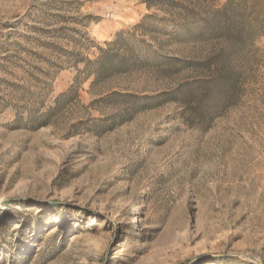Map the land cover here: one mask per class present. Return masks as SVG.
Listing matches in <instances>:
<instances>
[{
	"label": "rangeland",
	"instance_id": "rangeland-1",
	"mask_svg": "<svg viewBox=\"0 0 264 264\" xmlns=\"http://www.w3.org/2000/svg\"><path fill=\"white\" fill-rule=\"evenodd\" d=\"M227 1L0 0V264H264V0H231L218 16ZM215 18L249 32L245 46L192 37ZM119 31L160 55L217 64L236 81L233 103L201 124L192 104L153 101L95 135L92 125L124 112L120 99L101 101L111 92L156 96L207 74L75 85L83 64L47 47L93 60ZM40 55L60 66L41 112L72 85L78 98L51 125L17 129V112L39 107L27 96L38 92L34 68L49 66Z\"/></svg>",
	"mask_w": 264,
	"mask_h": 264
},
{
	"label": "trees",
	"instance_id": "trees-1",
	"mask_svg": "<svg viewBox=\"0 0 264 264\" xmlns=\"http://www.w3.org/2000/svg\"><path fill=\"white\" fill-rule=\"evenodd\" d=\"M230 2L231 0H228L225 7L216 14L225 17ZM149 18L151 17H144L142 23L135 26L134 29L141 28L143 22ZM202 22L204 31L200 30L192 34V37L197 38L203 32H207L226 44L235 48H240L241 46L243 48L250 36L249 32L244 29L233 28L225 19H204ZM63 30L59 28L50 32L42 31V34H53L57 38L61 37L60 35L62 34L60 33ZM125 34L127 33L119 31L114 35L111 42L105 43V47L96 46V51L92 53L95 57L93 60L83 57L77 49L67 52L53 44H47V47L58 51V58L65 57V59H69L71 61L70 65L73 67L83 64L82 69L78 70L75 76V85L79 84L80 78L81 80L91 78V85H95L104 83L114 77L131 75L140 70H146L160 77L168 78L180 70H196L197 67L201 66L205 68L204 74H207L204 78L187 80L175 88L163 91L156 96L139 97L132 94H121L116 91L111 92L105 98H102L101 101L110 105L113 100L120 99L125 106L124 112L102 119L99 124L92 125L89 131L95 133V135L112 129L115 123L119 125L124 123L127 121L125 119H130L135 112L147 109L153 101H157L158 105L168 102L182 103L185 106L192 104L194 107L190 112V117L193 121L201 124L208 123L216 117L218 111L233 103L237 90L236 81L232 75L222 77L221 72L217 68L218 66H216L217 64L213 66V63H210L209 60L195 62L188 59L160 55L157 49H151L147 44L145 45L144 40H138L132 44L133 40L127 39ZM41 59L49 66L47 69L41 67L34 68L36 72L30 74V76L35 81V87L38 89V92L28 93L27 96L29 99H33L34 104H38L39 107L34 108V110H28L29 112L26 118L22 116V113L17 112L15 120L13 121L17 129L37 130L51 125L54 117L60 114L66 102L70 99L78 98L77 86L72 85L67 91L60 93L54 99L52 106H49L45 111L41 112L40 108L43 105V97L45 96L42 91L50 86V82H47L50 78L49 68H60L57 64L51 63L49 58L45 56H41ZM22 88L19 87V89ZM23 98L26 97L22 95L20 99ZM80 125H82L81 122L73 124L71 126L73 131L69 132V135H76Z\"/></svg>",
	"mask_w": 264,
	"mask_h": 264
},
{
	"label": "bare ground",
	"instance_id": "bare-ground-1",
	"mask_svg": "<svg viewBox=\"0 0 264 264\" xmlns=\"http://www.w3.org/2000/svg\"><path fill=\"white\" fill-rule=\"evenodd\" d=\"M250 261H251L252 263H255V260H253V259H250Z\"/></svg>",
	"mask_w": 264,
	"mask_h": 264
}]
</instances>
